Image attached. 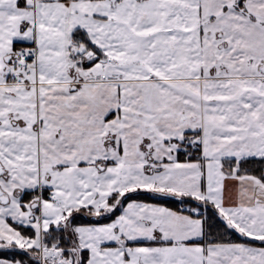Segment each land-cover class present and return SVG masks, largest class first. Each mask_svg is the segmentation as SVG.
Masks as SVG:
<instances>
[{"label":"snow or ice","instance_id":"1","mask_svg":"<svg viewBox=\"0 0 264 264\" xmlns=\"http://www.w3.org/2000/svg\"><path fill=\"white\" fill-rule=\"evenodd\" d=\"M0 264H264V0H0Z\"/></svg>","mask_w":264,"mask_h":264}]
</instances>
